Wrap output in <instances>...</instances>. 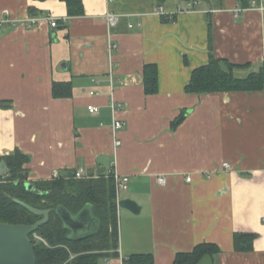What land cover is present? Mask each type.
<instances>
[{
	"label": "crops",
	"instance_id": "crops-1",
	"mask_svg": "<svg viewBox=\"0 0 264 264\" xmlns=\"http://www.w3.org/2000/svg\"><path fill=\"white\" fill-rule=\"evenodd\" d=\"M198 1L172 20L157 8L172 14L188 1L83 0L85 14L71 17L60 0H0V158L28 155L30 185L54 172L108 175L113 163L131 178L119 202L140 211L119 208L118 256L99 264L140 254L174 264L201 243L221 249L214 264H264V91L185 89L211 51L245 66L236 72L243 78L263 68L264 12L249 9L253 0ZM108 12L120 16L117 27L109 29ZM149 64L160 91L147 95ZM55 83L70 84V95ZM115 119L124 122L118 149ZM240 233L256 235L253 251L236 250Z\"/></svg>",
	"mask_w": 264,
	"mask_h": 264
},
{
	"label": "trees",
	"instance_id": "trees-1",
	"mask_svg": "<svg viewBox=\"0 0 264 264\" xmlns=\"http://www.w3.org/2000/svg\"><path fill=\"white\" fill-rule=\"evenodd\" d=\"M60 1L66 3L69 16L85 14L83 0ZM157 1L161 2V0ZM30 13H37V9L32 8ZM209 60L206 66L193 70L192 79L185 88L188 94L264 91L263 68L243 78L236 72L245 66L232 64L226 59H218L212 51ZM144 76L146 94L159 93L157 65H147ZM70 88V84L55 83L54 85V91L61 96H69ZM183 119L184 113L179 116L175 126H178ZM1 161H5L8 166V170L0 175L1 222L34 225L42 219V216L35 214L31 208L53 210L49 223L42 225L30 235L37 254V264H99L102 257H110L112 254L118 256L119 206L115 178L110 173L81 179L73 175L52 181H41L33 183L34 190H29L25 165L30 162V157L15 151L14 154L0 158ZM87 206L92 208L93 216L99 221V226L94 234L83 239H74L56 209L65 207L72 214L77 215ZM35 236L42 237L44 241L38 240ZM255 238V234H236L234 241L236 250L253 251ZM220 253L219 246L213 243H201L192 252L177 254L174 264H198L203 256L214 257ZM126 263L155 264L152 254L132 255Z\"/></svg>",
	"mask_w": 264,
	"mask_h": 264
},
{
	"label": "water",
	"instance_id": "water-1",
	"mask_svg": "<svg viewBox=\"0 0 264 264\" xmlns=\"http://www.w3.org/2000/svg\"><path fill=\"white\" fill-rule=\"evenodd\" d=\"M8 170L5 161L0 162V175ZM29 190H34L33 185L27 184ZM119 208H127L134 214H138L140 206L129 199H124L118 203ZM32 211L41 215L37 224H6L0 221V264H37V254L33 241L30 237L39 227L49 223L53 210ZM57 213L64 222L65 227L71 231L72 238L83 239L97 231L99 221L94 218L91 207H86L77 215L72 214L65 207H58ZM215 260L210 255L203 256L198 264H214Z\"/></svg>",
	"mask_w": 264,
	"mask_h": 264
},
{
	"label": "built area",
	"instance_id": "built-area-1",
	"mask_svg": "<svg viewBox=\"0 0 264 264\" xmlns=\"http://www.w3.org/2000/svg\"><path fill=\"white\" fill-rule=\"evenodd\" d=\"M110 1H115V0H110ZM200 1L198 0H190L188 1V4H187V9H181L179 8L177 10L176 13H168L165 8L163 6H160L157 8L156 10V14L158 16H163V17H167V18H170L173 20V15H176V14H182V13H186V12H190L192 10H194V8L197 6V5H200ZM249 9H253V10H257V11H262L264 12V0H253L252 2V5ZM246 9H236L234 10L235 12L237 13H241L242 11H245ZM175 17V16H174ZM50 22H51V26L54 27V28H57L59 27V23L52 17H48L47 18ZM106 20H107V23H108V27L109 29H112V28H115L119 25V22H120V16L112 13V12H108L106 14ZM38 19L37 18H33V19H29L28 22L29 24L33 25V24H37L38 22ZM8 23L10 22L9 20L7 19H4V21L2 22L3 24L4 23ZM263 70H264V62H263ZM94 94V93H92ZM112 109H113V112L116 113V111L118 110V107L115 106V104L113 103L112 105ZM121 108V106L119 107ZM99 110L96 106H90L89 107V112L93 115L95 113H97ZM116 120V119H115ZM124 127V122L123 121H120V120H116L114 122V125H113V134H115V149H118V147H120L122 145V141L119 137V131L122 130V128ZM225 169H231V166L230 165H226ZM114 178H115V183H116V191H117V204L119 203V194L121 192H124L125 190H128L129 188V184H130V177L126 174L124 175H121L118 171H117V167H116V164L113 163V167L112 169L110 170L109 172ZM84 174L80 171L78 173L75 174V177L78 178V179H81V178H84ZM61 178V175L58 173V172H54L53 176H52V179H59ZM192 178L189 177L188 178V181L191 182ZM159 184L160 185H165L166 184V179L165 178H160L159 179ZM37 237L38 240H43L44 239L42 237H38V236H35Z\"/></svg>",
	"mask_w": 264,
	"mask_h": 264
}]
</instances>
